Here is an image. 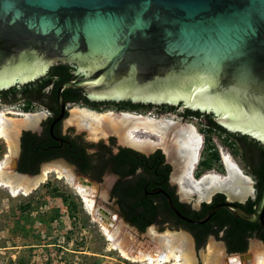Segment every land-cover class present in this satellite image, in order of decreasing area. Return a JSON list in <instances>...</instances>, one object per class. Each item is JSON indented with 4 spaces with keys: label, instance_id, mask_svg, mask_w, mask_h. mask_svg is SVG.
<instances>
[{
    "label": "water",
    "instance_id": "obj_1",
    "mask_svg": "<svg viewBox=\"0 0 264 264\" xmlns=\"http://www.w3.org/2000/svg\"><path fill=\"white\" fill-rule=\"evenodd\" d=\"M59 62L75 64L83 78L57 88L54 123L64 115L63 90L82 89L93 102L209 113L264 145V0H0V90L35 81ZM167 202L190 225L226 209L264 229V182L252 213L227 201L193 220ZM222 251L225 264H251V252Z\"/></svg>",
    "mask_w": 264,
    "mask_h": 264
},
{
    "label": "flooded vegetation",
    "instance_id": "obj_2",
    "mask_svg": "<svg viewBox=\"0 0 264 264\" xmlns=\"http://www.w3.org/2000/svg\"><path fill=\"white\" fill-rule=\"evenodd\" d=\"M58 65L67 66L66 72L72 81L83 78L75 64L60 62L52 65L43 77ZM52 76L51 83L44 89H39V85L26 87L31 83L28 82L10 87L15 88L10 92L3 93L10 88L0 90V163L12 156L11 162L15 164L13 173L16 175L37 177L46 166L66 167L73 172L77 181L80 180L81 185L95 189L91 196L93 210L88 211L87 203L79 190L68 182L66 176L59 177L57 171L53 172L58 179L66 180L76 190L88 213L104 220L106 216L107 223L121 220L136 231L138 230L135 227L125 221V216L130 213L127 208L139 206L141 192L143 200H151L153 204L165 203L170 212L172 211L167 196L176 209L179 207L174 201L181 208H189L191 211L212 208L223 201H231L240 208L255 207L262 187L258 189L257 182L262 177L264 182L263 149L254 148L251 142L253 140L264 148L258 140L223 126L212 114L189 107L126 101L93 102L82 89H78L79 96L62 94L64 115L54 123L60 109L56 92L55 95L49 93L57 78L56 73ZM75 106L95 112L100 117L92 119L86 111L79 116L74 114L73 121L76 117L80 118L77 130L71 122L65 124L70 109ZM105 115H109L108 118L113 117V123L118 122V116L122 123L127 122V119L138 122L141 120L140 122L155 128L146 130L138 127L132 129L131 135L118 133L112 128L107 129L108 118ZM2 125L7 126L12 138L14 155L8 140L1 134ZM133 126L138 125L134 123ZM155 129H164L165 132L160 134ZM207 178L231 183L214 184V187L207 189L209 196L200 200L196 199V191L182 188L181 183L184 181L196 182ZM246 181L249 182L250 189L247 188ZM103 184L106 188V201L101 200L98 195ZM156 191L161 192L152 193ZM182 194L190 197L182 199ZM228 196L234 198L229 200ZM248 202L254 203L248 205ZM96 210L97 214L94 213ZM101 223L103 222L100 225ZM171 223L167 219L161 226L153 223L147 228L174 229ZM177 230L185 231L194 242L188 230ZM132 237L135 238L131 233L128 239L124 238L125 242L132 246L139 245ZM208 238L215 237L210 235ZM253 239L258 240L249 238L248 243ZM221 243L227 251L225 242Z\"/></svg>",
    "mask_w": 264,
    "mask_h": 264
},
{
    "label": "rangeland",
    "instance_id": "obj_3",
    "mask_svg": "<svg viewBox=\"0 0 264 264\" xmlns=\"http://www.w3.org/2000/svg\"><path fill=\"white\" fill-rule=\"evenodd\" d=\"M83 111L88 112L92 119L100 117L95 112L75 106L70 109L65 124L71 122L78 130L80 118L76 117L73 121L72 116H79ZM105 189L103 184L98 194L104 201L107 200ZM87 210L89 211L88 208ZM87 210L76 190L66 180L58 179L54 173L49 174L45 182L29 194L18 193L13 196L10 189L0 186V264H18L20 259L26 264H147L129 261L118 250H111L100 222ZM123 225L127 229L126 239L132 233L139 238V243H151L147 235L152 227L138 232L124 223ZM155 230L159 234L168 231L185 232L168 227ZM122 242L126 249L132 247L123 239ZM211 242L222 249L221 241L216 238L206 239L199 249L191 241L197 264H203L200 253ZM254 242L260 244L257 240H250L247 252H252ZM152 246L154 249V245Z\"/></svg>",
    "mask_w": 264,
    "mask_h": 264
},
{
    "label": "bare ground",
    "instance_id": "obj_4",
    "mask_svg": "<svg viewBox=\"0 0 264 264\" xmlns=\"http://www.w3.org/2000/svg\"><path fill=\"white\" fill-rule=\"evenodd\" d=\"M108 118L109 115H105ZM113 117H109L107 121V129H113L118 133H128V135H131L130 132L132 129L138 127H143L146 130L153 129L152 125L147 126L143 122L132 121L127 119V122L122 123L121 119L117 116V121L114 122L112 120ZM124 118V117H123ZM99 119V118H98ZM3 121V120H2ZM96 121V120H95ZM105 121V120H104ZM103 121V122H104ZM124 121V120H123ZM102 122V123H103ZM121 122V123H120ZM133 122V123H130ZM3 123V122H2ZM134 123H137L138 126H133ZM99 124V123H98ZM101 124V122H100ZM131 125V126H128ZM99 126V125H98ZM102 126V125H101ZM164 127V126H163ZM97 128V127H96ZM100 128V126H99ZM160 134L164 133L165 130L161 129H155ZM137 131V130H135ZM1 134L6 137L8 140V143L10 144V149L12 155L15 153V146L12 142V138L9 135L7 126L2 125V131ZM164 137V136H163ZM132 141V140H131ZM134 142V141H132ZM136 142V141H135ZM140 143V142H139ZM142 145V144H140ZM146 145V143L144 144ZM12 156L6 161H3L2 164H0V186L7 187L10 189L12 195H17L18 193H24L29 194L32 190L36 189L41 183H44L45 180L48 178L49 174L57 171L59 174V177L66 176L68 182L75 188L79 190L81 195L83 196L84 200L87 203L88 209L93 210V198L92 193H94L95 189L93 187H87L86 185H81L80 180L77 181V178L73 174V172L63 166H46L43 169V172L41 175L35 177V178H27L18 176L12 173V162H11ZM13 160V159H12ZM183 181V180H182ZM186 182V185L184 183ZM248 181H246L247 184ZM225 184L228 185L231 183V181H219L217 178H210L202 180L201 182H191V181H184L182 184V188L188 190L190 189L192 192L196 191L197 193L202 194L204 190H209L212 188L214 184ZM214 187V186H213ZM189 191V190H188ZM190 191V193H191ZM95 214H97V210L94 211ZM104 215V213H103ZM97 217V218H96ZM100 216L95 215L96 220H101V230L107 237V240L110 243V249L111 250H118L122 257L125 259L134 261V262H146L148 264H165V263H172L174 264H197V259L194 255L193 247L190 238L184 234V233H175V232H167L163 234L157 233L154 229H150L147 238L151 240V243H142L140 242L139 245L132 246L130 249H126L123 245L122 239L124 240L125 232L127 229L124 227L123 223L121 222H105L104 218ZM123 237V238H122ZM134 237H132L133 239ZM135 242H139V238L135 236L134 238ZM137 244V243H135ZM154 245V249L153 246ZM252 261L251 264H264V247L261 246L258 243L252 244ZM222 254V255H221ZM202 255V263L203 264H225L224 261V254L221 249V247H218L213 242L210 243V245L205 249V251L200 253V259Z\"/></svg>",
    "mask_w": 264,
    "mask_h": 264
},
{
    "label": "trees",
    "instance_id": "obj_5",
    "mask_svg": "<svg viewBox=\"0 0 264 264\" xmlns=\"http://www.w3.org/2000/svg\"><path fill=\"white\" fill-rule=\"evenodd\" d=\"M67 66L58 65L50 69L48 75L40 78L35 82L28 83L26 87H31L34 85H39V89H44L52 81V75L56 73V79L54 80V87L49 89V93L55 95V92L58 86L64 82L72 81L70 75L66 72ZM15 88H10L5 92H10ZM62 94L64 96L70 95L79 96L80 91L78 89L67 88L63 90ZM244 139V138H243ZM253 147L263 149L257 142L251 141ZM264 162V161H263ZM263 173H264V163H263ZM264 176V175H263ZM258 189L263 184V177L261 180H258ZM53 191V190H52ZM143 193H140V202L139 206L135 205V208L130 209L129 215L125 216V221L128 222L131 226L135 227L139 232H144L145 229L155 223L157 225H162L164 221L169 219L172 223V228H184L188 230L194 239V244L196 249L201 248L207 237L212 235L216 239L224 241L226 244L227 253H244L247 251L248 239L256 238L262 243H264V229L260 227L259 224H250L244 221L239 220L229 213L226 209H220L216 214L205 224L203 225H190L180 219H178L172 212H170L167 204L165 203H154L151 200H143ZM224 202V201H223ZM254 202H248V205L253 204ZM179 208H177L184 216L193 219L200 220L206 214L210 208H202L200 211H191L189 208H181V205L176 203ZM247 212L252 213L253 208H243ZM132 213V214H131ZM131 214V215H130ZM18 264H26L22 259L19 260Z\"/></svg>",
    "mask_w": 264,
    "mask_h": 264
}]
</instances>
